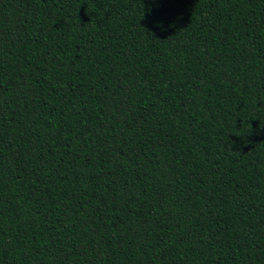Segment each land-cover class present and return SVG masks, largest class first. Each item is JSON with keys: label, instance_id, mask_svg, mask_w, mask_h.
I'll return each mask as SVG.
<instances>
[{"label": "trees", "instance_id": "obj_1", "mask_svg": "<svg viewBox=\"0 0 264 264\" xmlns=\"http://www.w3.org/2000/svg\"><path fill=\"white\" fill-rule=\"evenodd\" d=\"M0 264H264V0H0Z\"/></svg>", "mask_w": 264, "mask_h": 264}]
</instances>
